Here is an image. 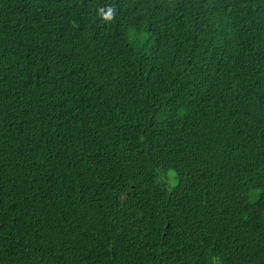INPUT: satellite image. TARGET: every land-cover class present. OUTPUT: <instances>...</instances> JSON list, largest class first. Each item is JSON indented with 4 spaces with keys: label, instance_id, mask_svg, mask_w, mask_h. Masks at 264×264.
Listing matches in <instances>:
<instances>
[{
    "label": "trees",
    "instance_id": "1",
    "mask_svg": "<svg viewBox=\"0 0 264 264\" xmlns=\"http://www.w3.org/2000/svg\"><path fill=\"white\" fill-rule=\"evenodd\" d=\"M0 264H264V0H0Z\"/></svg>",
    "mask_w": 264,
    "mask_h": 264
},
{
    "label": "rangeland",
    "instance_id": "2",
    "mask_svg": "<svg viewBox=\"0 0 264 264\" xmlns=\"http://www.w3.org/2000/svg\"><path fill=\"white\" fill-rule=\"evenodd\" d=\"M169 175H170V180H169L170 185L175 184L176 179H175V177H174L173 172L170 171V172H169Z\"/></svg>",
    "mask_w": 264,
    "mask_h": 264
},
{
    "label": "clouds",
    "instance_id": "3",
    "mask_svg": "<svg viewBox=\"0 0 264 264\" xmlns=\"http://www.w3.org/2000/svg\"><path fill=\"white\" fill-rule=\"evenodd\" d=\"M107 19H110V17H108Z\"/></svg>",
    "mask_w": 264,
    "mask_h": 264
}]
</instances>
